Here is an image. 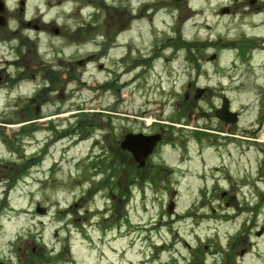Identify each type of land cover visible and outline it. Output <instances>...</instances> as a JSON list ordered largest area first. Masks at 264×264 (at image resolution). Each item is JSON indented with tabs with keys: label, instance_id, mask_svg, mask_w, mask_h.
I'll list each match as a JSON object with an SVG mask.
<instances>
[{
	"label": "flooded vegetation",
	"instance_id": "obj_1",
	"mask_svg": "<svg viewBox=\"0 0 264 264\" xmlns=\"http://www.w3.org/2000/svg\"><path fill=\"white\" fill-rule=\"evenodd\" d=\"M29 2L0 0V55L12 56L0 60L4 63L0 65V125L21 121L17 123L20 134L6 136L10 144L7 138L2 140L9 144L8 154L14 149L19 152L18 146L24 150L26 138L36 139L46 106L59 107L50 115L54 116L68 104L69 110L76 111L61 115L69 120L67 133L72 135V115L84 117L86 123L77 126L93 130L91 147L100 148L101 156H109L111 165H116L118 174L110 180L116 177L120 200L134 191L143 199L176 200L180 183L176 177L194 171L173 166L168 150H183L181 163L188 162L187 146L177 142L196 127V171L204 184L200 190L208 191L200 194L214 198L221 175L225 180L235 178L230 168L236 153L245 156L256 151L259 159L253 167L246 160L248 168L238 182L243 187L251 182L244 196L264 201V93L257 124L248 128L241 127L242 113L227 93L216 97L217 84L243 87L252 75V83L264 89V0H197V6L191 0H42L32 9ZM53 8L71 18L79 16L85 25L75 32L72 27L50 26L53 22L46 16ZM186 28L198 31L187 33ZM232 50L234 54L227 56ZM178 72L186 77L185 92L182 102L176 103V116L165 117L166 106L173 103L165 83L175 84ZM147 88L161 92L159 101L146 99V104L158 102L157 110H141L130 98L120 97L125 89L140 93ZM224 107L226 113H221ZM134 152L139 153L138 159ZM2 161L0 183L26 178L30 166L37 164L24 151L16 162ZM226 196L231 198L223 190L222 197ZM236 210L233 220L239 219L244 231L251 225L254 237L261 240L264 225L257 227L245 219L246 208ZM105 223L104 217L95 221L90 216L86 235L90 247L102 244ZM69 251L67 247L47 252L44 246L25 243L0 249V264H61L66 263L62 254ZM239 256L245 259L244 250Z\"/></svg>",
	"mask_w": 264,
	"mask_h": 264
},
{
	"label": "rangeland",
	"instance_id": "obj_2",
	"mask_svg": "<svg viewBox=\"0 0 264 264\" xmlns=\"http://www.w3.org/2000/svg\"><path fill=\"white\" fill-rule=\"evenodd\" d=\"M29 1L30 9L42 2ZM196 1L191 0V3L197 6ZM46 18L53 22L50 26H65L67 30L72 27V32L85 25L79 16H66L60 8H53ZM185 30L187 33L198 31L191 28ZM231 54H234L233 50ZM11 58L0 55V60ZM222 59L228 62L225 55ZM0 65L4 63L0 62ZM176 74L178 77L175 84L165 83L166 94H171L173 99V103L166 106L165 117L176 116V103L182 102V94L185 92L186 77L181 72ZM254 77L252 75L247 79L243 87L227 84L225 80L221 82L227 85L216 86V97L225 92L234 101L235 109L242 113L241 127L244 128L257 124L260 96L264 93V89L252 83ZM99 79H103V74ZM159 94L161 92L156 88H147L140 93L125 89L120 97L130 98L129 102L132 101L135 107L139 105L141 110L152 111L160 108V105L158 102L146 104V99L159 101ZM88 95L84 92L85 97ZM56 109L59 107H45V122L39 121L36 139L33 136L26 138L24 150L18 146L19 152L14 149L12 154H8L5 148L10 144L8 137L20 133L15 129H4L1 132L0 162H16L24 151L28 158L35 157L37 164L29 168L26 179L12 177L11 181L0 183V249L12 250L25 243L46 246L47 252L69 247V253L62 255L66 256V263L61 264H233L240 261L242 264H264V237L257 240L251 225L246 226L244 231L241 221L233 220L237 207L246 208L248 214H244L245 219L252 220L257 227L264 225V201L244 196L251 182L246 187H243L241 181L238 182L239 175H242L244 168H248L246 160L253 167L255 160L259 159L260 154L256 151L245 156L237 152L230 168L231 172L236 173L233 175L230 172V176L235 178L225 180L221 175L218 190L214 192L215 197H203L200 194L203 189L205 193L208 191L206 188L200 190L203 183L196 171L199 159L193 137L196 132L194 127L193 131L188 130L179 139L181 142H177L178 145L183 143L187 146L188 162L181 163L180 155L185 153L183 150H168L173 166L180 165L194 171L176 177L180 182L176 200L143 199L135 191L133 195L126 194L120 200L114 185L116 177L109 184L104 183L108 175L117 176L116 165H111L109 156L104 158L101 156L103 153L97 152L100 148L91 147L88 138L94 136L93 130L77 126L79 122L86 123L84 117L76 119V115H72V135L67 134L70 129L69 120L60 117L62 114L68 116L76 109L69 110L68 104H65L60 111L61 115L50 116L57 113ZM204 109L207 111L208 105ZM50 128L55 130L50 131ZM5 138L9 144H2ZM207 184L210 186V183ZM223 190L230 192L231 198L222 197ZM172 201L175 205L170 213L168 206ZM37 205L46 211L43 217L36 212ZM90 216L95 221L105 217V226H108L102 244L96 243L93 248L85 239L90 233ZM235 242L238 244L235 245ZM252 242L253 246L250 247ZM243 250L245 259L239 256Z\"/></svg>",
	"mask_w": 264,
	"mask_h": 264
},
{
	"label": "water",
	"instance_id": "obj_3",
	"mask_svg": "<svg viewBox=\"0 0 264 264\" xmlns=\"http://www.w3.org/2000/svg\"><path fill=\"white\" fill-rule=\"evenodd\" d=\"M228 112V111H227ZM221 113H226V111H225V107H224V109H222V111H221ZM128 139V138H127ZM150 140V139H149ZM125 149H129V146H127V147H124ZM134 155L136 156V158L138 159V156H139V153H137V152H134ZM173 204H171L170 206H169V211L170 212H172L173 211ZM37 212L38 213H40V214H43L44 213V210H42V209H40L39 207L37 208ZM259 235H261V232H260V234Z\"/></svg>",
	"mask_w": 264,
	"mask_h": 264
},
{
	"label": "bare ground",
	"instance_id": "obj_4",
	"mask_svg": "<svg viewBox=\"0 0 264 264\" xmlns=\"http://www.w3.org/2000/svg\"><path fill=\"white\" fill-rule=\"evenodd\" d=\"M230 54H231L230 51H227V52H226V55H227V56H229Z\"/></svg>",
	"mask_w": 264,
	"mask_h": 264
}]
</instances>
